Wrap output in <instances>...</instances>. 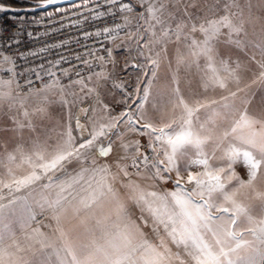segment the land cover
Masks as SVG:
<instances>
[{
	"label": "snow or ice",
	"instance_id": "6c2138e0",
	"mask_svg": "<svg viewBox=\"0 0 264 264\" xmlns=\"http://www.w3.org/2000/svg\"><path fill=\"white\" fill-rule=\"evenodd\" d=\"M258 21V0H88L31 56L67 54L5 38L0 264H264Z\"/></svg>",
	"mask_w": 264,
	"mask_h": 264
},
{
	"label": "built area",
	"instance_id": "2783aa9c",
	"mask_svg": "<svg viewBox=\"0 0 264 264\" xmlns=\"http://www.w3.org/2000/svg\"><path fill=\"white\" fill-rule=\"evenodd\" d=\"M84 2H88V0L25 13L3 12L0 10V45L4 43L5 38L11 36L12 39L8 41L9 47L14 53L22 52L24 54L20 60V63L23 64L35 65L43 63L46 59H55L61 53L67 54V51L61 48L59 50L51 49L49 52L37 57L31 56L32 52L38 53L39 48L42 46L58 43L65 38L74 37L78 34V30L74 27L60 28V20L61 17H64L65 22H67V18L77 12ZM90 2L94 3L95 0H90ZM49 20L53 21L51 27L56 28L57 31L51 35H37L48 31ZM37 21L43 23H37ZM85 27L87 25H81V28ZM29 32L33 35H28ZM71 49L75 50V46H71ZM39 86L37 84V87Z\"/></svg>",
	"mask_w": 264,
	"mask_h": 264
},
{
	"label": "rangeland",
	"instance_id": "374dc122",
	"mask_svg": "<svg viewBox=\"0 0 264 264\" xmlns=\"http://www.w3.org/2000/svg\"><path fill=\"white\" fill-rule=\"evenodd\" d=\"M254 3L257 2V0H253ZM259 3L264 4V0H258ZM209 3V0H204L205 6H207ZM262 13L259 10H256V15L260 16ZM241 39H247L250 41H259L260 39H264V21H258L255 25V27H249L248 29V35L247 37H244L243 35L240 37ZM172 46H170L171 49ZM172 60L173 67L175 66V61L173 59V55L171 50L169 51L168 57L164 60V62L161 64V67L158 71L159 79L155 82V85L157 88L163 89L166 88L170 78L173 74L172 68L169 67L168 61ZM129 73L132 75H135L134 69H129ZM209 72H211V69H209ZM167 187H171V185H168Z\"/></svg>",
	"mask_w": 264,
	"mask_h": 264
},
{
	"label": "water",
	"instance_id": "95a60500",
	"mask_svg": "<svg viewBox=\"0 0 264 264\" xmlns=\"http://www.w3.org/2000/svg\"><path fill=\"white\" fill-rule=\"evenodd\" d=\"M77 1H81V0H56V3L51 4V5H42V4L38 5L37 4V5L26 6V7H22V8L5 6L4 8H0V10L3 12L25 13V12H33V11H37V10H47V9H50L52 7H55V6L75 3Z\"/></svg>",
	"mask_w": 264,
	"mask_h": 264
},
{
	"label": "trees",
	"instance_id": "16d2710c",
	"mask_svg": "<svg viewBox=\"0 0 264 264\" xmlns=\"http://www.w3.org/2000/svg\"><path fill=\"white\" fill-rule=\"evenodd\" d=\"M3 4L8 7L22 8L38 4V0H3Z\"/></svg>",
	"mask_w": 264,
	"mask_h": 264
},
{
	"label": "crops",
	"instance_id": "0c3cea01",
	"mask_svg": "<svg viewBox=\"0 0 264 264\" xmlns=\"http://www.w3.org/2000/svg\"><path fill=\"white\" fill-rule=\"evenodd\" d=\"M109 231L115 236V234L118 232V228L115 225H111Z\"/></svg>",
	"mask_w": 264,
	"mask_h": 264
}]
</instances>
